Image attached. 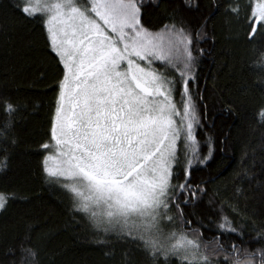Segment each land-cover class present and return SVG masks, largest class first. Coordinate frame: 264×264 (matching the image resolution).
<instances>
[{
  "label": "snow or ice",
  "instance_id": "6c2138e0",
  "mask_svg": "<svg viewBox=\"0 0 264 264\" xmlns=\"http://www.w3.org/2000/svg\"><path fill=\"white\" fill-rule=\"evenodd\" d=\"M12 7L40 27L43 54L55 69L42 171L67 197L72 220L130 245L144 264H264V220L243 219L231 203L225 215L223 201L219 213L188 210L208 192L205 183L190 182L192 165H205L213 151L210 137L208 152L200 151L197 130L207 117L203 96L193 94L209 52L202 45L215 39L208 22L223 9L243 22L253 43L264 38V0H211L206 9L181 0L163 23L160 0H15ZM184 10L199 12L197 22ZM253 51L240 68L247 75L239 90L264 96V47L253 44ZM223 111L233 114L231 102ZM21 112L0 98V170L18 143ZM253 120L264 127V103ZM254 167L237 171V197L243 183L264 188V167ZM14 196L0 193V209ZM201 229L214 234L206 238ZM34 230L27 225L8 250L12 264H41ZM123 257L136 264L128 250Z\"/></svg>",
  "mask_w": 264,
  "mask_h": 264
},
{
  "label": "trees",
  "instance_id": "16d2710c",
  "mask_svg": "<svg viewBox=\"0 0 264 264\" xmlns=\"http://www.w3.org/2000/svg\"><path fill=\"white\" fill-rule=\"evenodd\" d=\"M210 2L199 0L202 9ZM14 3L15 0H0V98L22 108L15 129L18 143L11 150L7 168L0 170V193L15 194L7 201V207L0 209V264H12L8 250L16 245L29 224L35 226L32 236L40 248L41 264H124L125 250L136 264H144L143 257L132 252L130 245L112 236L97 237L85 221H73L67 212V197L42 171L45 153L40 145L48 140L55 69L43 54L40 27L20 18L12 7ZM160 3L157 19L161 23L173 8L181 6V0ZM182 14L192 23L200 15L186 10ZM208 28L215 39L202 45L209 52L203 57L198 89L193 88V94L198 91L203 96L200 108L207 117L202 121L204 128L197 130L200 151L208 152L209 137L213 151L205 165H192L190 182L205 183L208 192L202 194L200 207L189 205L188 210L196 211L197 216L202 212L219 213L223 201L225 215L230 213L227 205L231 203L238 205L243 219L259 224L264 220V188L241 182L245 191L237 197L233 184L242 167L255 165V173L264 167V127L253 120L264 96L239 90L247 75L240 68L255 56L253 44L257 49L264 47V38L249 43L243 22L226 16L223 9L213 15ZM228 102L234 109L231 115L223 111ZM210 199L214 203L209 204ZM201 232L206 238L214 234L206 229Z\"/></svg>",
  "mask_w": 264,
  "mask_h": 264
}]
</instances>
